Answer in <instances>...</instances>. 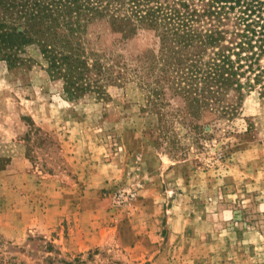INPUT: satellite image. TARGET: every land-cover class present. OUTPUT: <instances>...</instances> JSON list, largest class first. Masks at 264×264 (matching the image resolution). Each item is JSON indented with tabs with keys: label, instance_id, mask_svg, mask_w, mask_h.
<instances>
[{
	"label": "rangeland",
	"instance_id": "rangeland-1",
	"mask_svg": "<svg viewBox=\"0 0 264 264\" xmlns=\"http://www.w3.org/2000/svg\"><path fill=\"white\" fill-rule=\"evenodd\" d=\"M89 35L128 60L152 45L102 20ZM23 55L0 59L2 264H264L258 88L193 129L168 86L156 110L133 76L104 98H69L36 46Z\"/></svg>",
	"mask_w": 264,
	"mask_h": 264
},
{
	"label": "trees",
	"instance_id": "trees-1",
	"mask_svg": "<svg viewBox=\"0 0 264 264\" xmlns=\"http://www.w3.org/2000/svg\"><path fill=\"white\" fill-rule=\"evenodd\" d=\"M100 20L122 38L144 31L152 45L128 60L91 38ZM31 45L69 98H104L108 83L133 76L153 110L164 86L180 95L175 114L193 129L201 112L228 118L250 90L264 95V0H0V59L24 63Z\"/></svg>",
	"mask_w": 264,
	"mask_h": 264
},
{
	"label": "built area",
	"instance_id": "built-area-1",
	"mask_svg": "<svg viewBox=\"0 0 264 264\" xmlns=\"http://www.w3.org/2000/svg\"><path fill=\"white\" fill-rule=\"evenodd\" d=\"M129 193V192H128Z\"/></svg>",
	"mask_w": 264,
	"mask_h": 264
}]
</instances>
